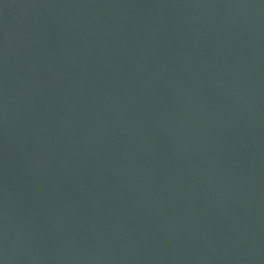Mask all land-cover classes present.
<instances>
[{
    "label": "water",
    "instance_id": "obj_1",
    "mask_svg": "<svg viewBox=\"0 0 264 264\" xmlns=\"http://www.w3.org/2000/svg\"><path fill=\"white\" fill-rule=\"evenodd\" d=\"M0 264H264V0H0Z\"/></svg>",
    "mask_w": 264,
    "mask_h": 264
}]
</instances>
